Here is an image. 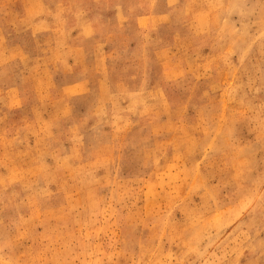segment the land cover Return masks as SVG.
Here are the masks:
<instances>
[{
	"label": "rangeland",
	"instance_id": "374dc122",
	"mask_svg": "<svg viewBox=\"0 0 264 264\" xmlns=\"http://www.w3.org/2000/svg\"><path fill=\"white\" fill-rule=\"evenodd\" d=\"M0 264H264V0H0Z\"/></svg>",
	"mask_w": 264,
	"mask_h": 264
}]
</instances>
